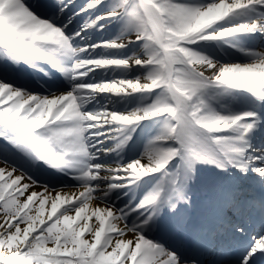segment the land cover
I'll use <instances>...</instances> for the list:
<instances>
[{"label":"snow or ice","instance_id":"1","mask_svg":"<svg viewBox=\"0 0 264 264\" xmlns=\"http://www.w3.org/2000/svg\"><path fill=\"white\" fill-rule=\"evenodd\" d=\"M74 2L0 0V264H207L169 242L202 183L240 213L214 264H264V0Z\"/></svg>","mask_w":264,"mask_h":264},{"label":"bare ground","instance_id":"2","mask_svg":"<svg viewBox=\"0 0 264 264\" xmlns=\"http://www.w3.org/2000/svg\"><path fill=\"white\" fill-rule=\"evenodd\" d=\"M29 2L34 4L36 3V0H29ZM86 2L87 0H75L70 11H79L82 6L86 4ZM101 11H103V9H101ZM86 19L87 14L81 15L79 17V22H83ZM114 25L115 21H109V27H107L104 32H90V39L101 40L111 37L113 32L116 31ZM256 47L258 49H264V42H262L259 38L256 41ZM223 59H227L232 62H245V58L237 52L225 53ZM0 143L3 142L0 141ZM15 159L17 160V163L19 165H22L28 172L40 176L41 180L47 181L50 183V185H55L57 188L64 187L65 185H74L75 183L70 177H57L56 179H51L47 174L38 173L35 169H29L25 164L23 158H21L18 154L15 156ZM17 174H20L19 168ZM237 183L239 185L241 195L254 197L256 198V200L260 198L261 192L258 185L254 184L251 181H245L243 185H240V180L237 181ZM249 184H252V186H250ZM35 190L41 191L42 189L37 188ZM64 191L70 193H78L79 191H83V189L73 186L64 187ZM130 191L135 193V196L133 198H136L141 195L143 189H130ZM190 196L191 203L187 206L182 207L180 209L179 215L172 220V222L177 225V228L175 232L170 234L171 239L169 242H173L174 240H176L177 236L182 239L185 245H187L188 242H198L200 240V236L204 235V228L201 225L200 219L204 220L205 218L212 217L216 222H223L222 224L225 225H228L229 220L236 221L237 219H240L239 210H230L228 207L222 206L217 198V192L215 190L209 189L203 183L198 184L190 193ZM124 200H127V197H121V200L117 201L116 203L122 204ZM93 203L95 204L99 202L94 201ZM257 212L259 213V211ZM249 223L252 224L251 221ZM258 224H260V222H258Z\"/></svg>","mask_w":264,"mask_h":264}]
</instances>
